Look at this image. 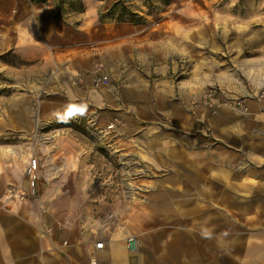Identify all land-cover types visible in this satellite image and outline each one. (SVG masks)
<instances>
[{
	"label": "crops",
	"instance_id": "crops-1",
	"mask_svg": "<svg viewBox=\"0 0 264 264\" xmlns=\"http://www.w3.org/2000/svg\"><path fill=\"white\" fill-rule=\"evenodd\" d=\"M57 3L0 0V45L27 62L21 69L52 80L43 85L49 95L38 100L39 116L95 110L107 125L169 128L175 133L148 142H164L166 151L153 153H166L173 166L141 193L122 233L39 210L12 193L27 192V182L3 173L0 264H89L92 257L96 264H264V99L246 97L248 112L237 114L193 105L183 54L180 79L172 63L159 73L152 26L100 22L106 0ZM103 75L107 82H95ZM6 155L4 172L12 159ZM6 183L15 185L8 195Z\"/></svg>",
	"mask_w": 264,
	"mask_h": 264
},
{
	"label": "rangeland",
	"instance_id": "rangeland-1",
	"mask_svg": "<svg viewBox=\"0 0 264 264\" xmlns=\"http://www.w3.org/2000/svg\"><path fill=\"white\" fill-rule=\"evenodd\" d=\"M127 3L134 8L141 0ZM159 6L161 11L148 14L145 23L158 33V71L165 76L172 63L180 79L177 55L183 54L191 101L211 85L229 97L259 85L264 77V0H169ZM22 65L27 62L0 45V177L5 182V173L9 181L27 182L24 168L28 157L36 155L40 169L34 192L13 191L17 198L25 195L41 211L88 221L96 230L122 233V221L141 193L158 186L162 173L173 166L166 153H153L165 152L166 144L149 138L175 132L136 122L103 124L95 110L40 117L37 103L49 95L43 85L52 80ZM7 153L12 159L4 172ZM106 216L112 219L103 221Z\"/></svg>",
	"mask_w": 264,
	"mask_h": 264
},
{
	"label": "built area",
	"instance_id": "built-area-1",
	"mask_svg": "<svg viewBox=\"0 0 264 264\" xmlns=\"http://www.w3.org/2000/svg\"><path fill=\"white\" fill-rule=\"evenodd\" d=\"M108 79L106 76H97L95 82L105 83ZM246 97H255L257 99H264V84H259L254 90H251L247 96H227L220 86L211 85L203 88L194 98V104H202L206 108L211 109L213 112L219 111L221 108L229 110L231 113H246L248 112V103ZM39 158L36 155H30L25 167V174L27 175V192H34V188L39 178ZM7 195L11 194L15 185L6 183ZM110 216H106L103 221H110ZM130 249L137 246V239L132 235L126 237ZM89 264H96L94 257L90 258Z\"/></svg>",
	"mask_w": 264,
	"mask_h": 264
},
{
	"label": "trees",
	"instance_id": "trees-1",
	"mask_svg": "<svg viewBox=\"0 0 264 264\" xmlns=\"http://www.w3.org/2000/svg\"><path fill=\"white\" fill-rule=\"evenodd\" d=\"M167 5L169 0H141L147 10L144 11L141 5L133 8L127 0H112L106 9L99 11L98 19L100 22L106 20L117 22H128L131 24H145L146 16L161 11V6Z\"/></svg>",
	"mask_w": 264,
	"mask_h": 264
},
{
	"label": "bare ground",
	"instance_id": "bare-ground-1",
	"mask_svg": "<svg viewBox=\"0 0 264 264\" xmlns=\"http://www.w3.org/2000/svg\"><path fill=\"white\" fill-rule=\"evenodd\" d=\"M7 197V196H6Z\"/></svg>",
	"mask_w": 264,
	"mask_h": 264
}]
</instances>
